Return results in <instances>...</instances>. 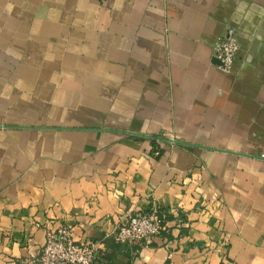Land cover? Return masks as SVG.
<instances>
[{
    "label": "crops",
    "instance_id": "crops-1",
    "mask_svg": "<svg viewBox=\"0 0 264 264\" xmlns=\"http://www.w3.org/2000/svg\"><path fill=\"white\" fill-rule=\"evenodd\" d=\"M263 142L264 0H0V264L63 225L103 264H264Z\"/></svg>",
    "mask_w": 264,
    "mask_h": 264
},
{
    "label": "built area",
    "instance_id": "built-area-1",
    "mask_svg": "<svg viewBox=\"0 0 264 264\" xmlns=\"http://www.w3.org/2000/svg\"><path fill=\"white\" fill-rule=\"evenodd\" d=\"M237 41L233 28H228L226 35L218 38L212 45V55L218 60V66L229 72L235 60ZM264 159V142L259 151ZM165 228L164 215L156 206L139 209L122 216L118 226L108 235L115 242L134 243L149 241ZM102 240L75 239L69 226L49 229L36 260L37 264H102L99 249Z\"/></svg>",
    "mask_w": 264,
    "mask_h": 264
},
{
    "label": "trees",
    "instance_id": "trees-1",
    "mask_svg": "<svg viewBox=\"0 0 264 264\" xmlns=\"http://www.w3.org/2000/svg\"><path fill=\"white\" fill-rule=\"evenodd\" d=\"M103 264V263H102Z\"/></svg>",
    "mask_w": 264,
    "mask_h": 264
}]
</instances>
